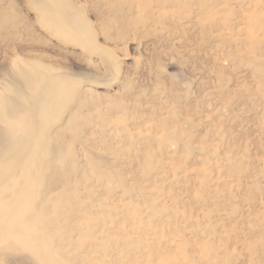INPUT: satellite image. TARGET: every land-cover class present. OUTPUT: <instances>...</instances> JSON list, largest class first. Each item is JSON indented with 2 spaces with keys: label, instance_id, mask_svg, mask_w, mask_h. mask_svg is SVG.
<instances>
[{
  "label": "rangeland",
  "instance_id": "rangeland-1",
  "mask_svg": "<svg viewBox=\"0 0 264 264\" xmlns=\"http://www.w3.org/2000/svg\"><path fill=\"white\" fill-rule=\"evenodd\" d=\"M10 159L40 226L0 264H264V0H0Z\"/></svg>",
  "mask_w": 264,
  "mask_h": 264
},
{
  "label": "bare ground",
  "instance_id": "bare-ground-1",
  "mask_svg": "<svg viewBox=\"0 0 264 264\" xmlns=\"http://www.w3.org/2000/svg\"><path fill=\"white\" fill-rule=\"evenodd\" d=\"M74 27H75V24H74ZM50 28H53V27H50ZM64 29H65V26H63V30ZM75 29H76V27H75ZM75 39H76V37H75ZM55 81H56V79L43 88L42 98H41L40 103L33 105V107L31 108L30 116L33 117V121L35 122V124L37 126H39L40 124L43 123V120L45 118V114H47L46 112H48L47 108L49 109L52 104H56V101H58L61 98H63V96H64V94L66 92V87L64 85H62V84L58 85V83L55 82ZM20 98H22V97L20 96ZM37 99H38V97H37ZM45 108H46L47 111L44 110ZM44 111H46L45 114H43ZM13 117H14V115H13ZM21 117H23V116L21 115L18 118L22 119ZM14 118H16V117H14ZM23 120H24V118H23ZM25 120H26V118H25ZM5 121H6V119H5ZM11 123L12 122H10V124ZM15 125H16V123H15ZM4 126H5V124H4ZM8 128H10V126ZM13 129H14V126H13ZM10 130H7V131H10ZM28 131H29V129H27V127H24V129L21 131L22 138H20V141L15 145L18 148V152H20L19 154L25 152L31 145H33L34 148H36V147L38 148V146L41 143L40 142L41 141V137H40V134L38 132H34L33 140H32L33 143H30V141H28L25 138V136H27ZM5 133L3 134V136L5 135ZM9 134H10V132H9ZM9 134L7 136L8 137L7 140L8 139L10 140V137H9L10 135ZM15 134L16 133L13 132L12 136L15 137ZM12 136H11V139H12ZM15 138H13V139H15ZM9 140L7 141V143L9 142ZM8 144H10V142ZM5 151L6 150L4 149V155L8 156L7 152H6L7 155L5 154ZM4 157H3V159H4ZM8 162L7 163L5 162L7 164V166H6L5 163H4L5 164L4 166L1 165L2 163L0 164V189L3 190V191H5L7 189V186L3 187L2 186V182H4L6 180V178L12 174V171L15 168V166H13V164L17 165L16 161L13 160V159H10V161H8ZM22 178L14 180L11 183V186L8 188V190L11 191L12 194H10V195L0 194V229L4 225H6L8 223L20 222L24 226L26 234L23 235V236H19L16 239V242L21 244L22 249L24 250L25 247L26 248H30L31 247V245H28L29 241H31V244H32V242L36 240V238L38 236V230H39L40 223H39V218H35L34 215H33L34 214V204H35L34 195L32 193L27 192V190L30 189L29 186H27L29 184V180H25V183L22 185V181H21V180H23ZM28 179H31V178H28ZM6 196H9L10 200H8V201L4 200L3 201V199ZM21 229H23V228H21ZM1 234H3V233H1ZM30 249H32V248H30ZM23 252H25V251H22V253ZM39 262H40V264H47V263H44L43 261H39ZM37 263H38V261H37Z\"/></svg>",
  "mask_w": 264,
  "mask_h": 264
}]
</instances>
